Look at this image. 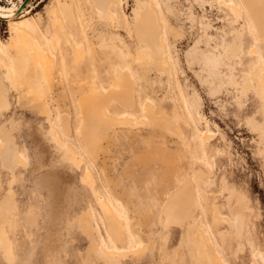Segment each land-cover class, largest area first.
<instances>
[{"label":"rangeland","instance_id":"rangeland-1","mask_svg":"<svg viewBox=\"0 0 264 264\" xmlns=\"http://www.w3.org/2000/svg\"><path fill=\"white\" fill-rule=\"evenodd\" d=\"M230 1L0 0L16 9L0 17V223L12 253L0 248V264H205L189 242L197 230L221 264H264V38L247 6L233 0L244 4L237 13ZM140 7L159 26L145 40ZM10 21L33 34L46 65L32 54L17 63ZM113 90L126 91L128 109L111 101L107 112L132 123L113 122L85 145L82 101Z\"/></svg>","mask_w":264,"mask_h":264},{"label":"bare ground","instance_id":"bare-ground-1","mask_svg":"<svg viewBox=\"0 0 264 264\" xmlns=\"http://www.w3.org/2000/svg\"><path fill=\"white\" fill-rule=\"evenodd\" d=\"M108 5H112L113 3H115V0H106ZM239 1L240 3H244L249 10V15L251 17V19L253 20L254 24H255V28H257L258 26V30L257 31H253L254 33V36L255 38L258 40V41H261L262 42V39L261 38H264V11L262 10V2L263 0H237ZM233 0L230 1V4L231 5V11H234V12H244V11H241L240 9L243 10V8L240 7V5L236 6V5H233ZM264 3V2H263ZM225 5H229V4H225ZM99 6V5H98ZM150 8L153 6V5H148ZM95 7H97V4L95 5ZM109 7V6H108ZM226 7V6H225ZM245 7V6H244ZM227 8V7H226ZM246 8V7H245ZM109 9V8H108ZM107 8H102V7H97V13L100 17H104L106 18L108 21L110 22H114L115 21V16L114 14L109 11ZM230 9V8H228ZM15 7H12L11 9H9L8 11L0 6V17L2 18H5V19H10L13 17V12L15 11ZM149 8L147 7H140L139 8V12L136 10V16H137V26L139 27L137 30H141L143 33V40L146 39V35H148L150 32H154L155 30H158V25H157V22H156V19H155V13L153 14V12H150L148 11ZM155 10V9H154ZM155 12V11H154ZM54 17V21H55V24L59 25V22H58V17L57 15L53 12L52 14ZM247 15V14H246ZM247 15V17L249 16ZM249 17V18H250ZM105 19V20H106ZM248 19V18H247ZM106 20V21H107ZM249 22V20H247ZM250 23V22H249ZM251 24V23H250ZM11 29H12V35L11 36V41L8 43V48H10L12 51H14L17 55V63H22V68H23V64H27L29 62V56L32 54L34 56L35 59H33L35 62H37L36 64H45L46 65V60L43 56V51L41 50V46L39 45V43L35 40L33 34L25 27V26H20L18 24H15V23H12L10 21L9 23ZM253 23L250 25L252 26ZM257 25V26H256ZM136 27V26H135ZM154 27V28H153ZM250 28V27H249ZM135 29V28H134ZM251 30V29H250ZM250 34L252 35V32H250ZM160 36L157 37V40L155 42V45H156V55L158 57V59L160 60V63L163 65V66H167L169 65V61H168V57H166L165 55V45L161 39V37L159 38ZM253 37V35H252ZM148 38V37H147ZM136 39V38H135ZM254 39V38H253ZM260 42V43H261ZM258 43V42H257ZM256 48V47H254ZM257 50V49H256ZM143 51V50H142ZM141 52H138V56L137 57H140L143 53ZM251 51V50H250ZM148 56L150 55H154V52L152 50H148ZM255 54V53H254ZM46 55V54H45ZM146 55V53H145ZM144 56V54H143ZM33 58V57H32ZM6 61V60H5ZM33 61V62H34ZM34 62V64H35ZM7 64V62H6ZM16 64V63H15ZM15 64L13 66H15ZM160 64V65H161ZM259 64V63H258ZM21 65V64H20ZM48 66V65H47ZM16 67L19 69L20 67L16 65ZM49 67V66H48ZM259 67H261V64L259 65ZM10 68V67H9ZM7 68V69H9ZM20 68V69H22ZM19 69V70H20ZM165 69H168V68H165ZM249 69V68H248ZM262 69V68H261ZM171 70V68H170ZM260 70V69H259ZM15 71V70H14ZM21 71H24V70H21ZM172 71V70H171ZM9 73L11 72L10 70L8 71ZM6 71V73H8ZM19 72V71H18ZM118 72V71H117ZM169 72V70H168ZM8 73V77L9 79L12 81V73L9 74ZM18 75V73H17ZM21 75V74H20ZM24 75V73H23ZM47 75V74H46ZM45 75V76H46ZM49 75V74H48ZM121 75V74H120ZM119 75V77H120ZM22 76V75H21ZM118 76V73L117 75H115V77ZM260 76V75H259ZM14 77V75H13ZM47 77V76H46ZM123 78V76H121ZM120 77V79H122ZM118 78V77H117ZM171 78V76H170ZM46 79H49L48 77ZM119 79V80H120ZM51 79H49V82H50ZM118 80V79H117ZM118 80V81H119ZM9 81V80H8ZM10 82V81H9ZM15 82V81H14ZM121 82V80L119 81V83ZM123 82V81H122ZM172 82V80H171ZM258 82V86L261 90V93L263 92V97H264V71L263 73H261V76L260 78L257 80ZM17 83V82H16ZM124 84V82H123ZM126 84V83H125ZM14 85V84H13ZM16 86V85H15ZM125 87V85H124ZM92 88H94V86H92ZM118 88V87H117ZM128 88V87H127ZM94 91V89H92ZM99 90V89H98ZM116 91V90H115ZM113 90L110 91L108 94H104L100 91L96 92L95 94H103L102 96H104V98H102L101 100L98 101V99L96 98L97 96H95V99H97V103L92 100V97L94 96H91V97H86L84 98V100L82 101L81 104H83L82 106V113L84 114L83 116V122L84 124H82L83 127V131L84 133H86L85 131H87V135L84 136V141L85 142V145H91L93 143H95L97 141V137L99 136V134L105 130L104 128L110 124H112L113 122H125V123H128V124H131L132 123V119L129 118V117H123L121 119H116V118H113L109 112H107V103L108 102H111V101H118L119 103V108L121 109H125L127 110L128 108L127 107H122L121 105H128L129 104V101H128V96H127V93L126 91H123V92H115ZM179 107V106H178ZM47 115H48V112L46 111ZM181 114V113H180ZM183 114V113H182ZM183 118V117H182ZM48 122L50 123L51 127L50 129H54V124L53 122L51 121V119L49 118L48 116ZM184 120V119H183ZM47 122V123H48ZM182 122V120H181ZM186 126H188V122L187 120L184 121ZM50 127V126H49ZM177 127V126H176ZM174 128V127H173ZM190 128V127H189ZM81 130V129H80ZM174 130V129H173ZM191 130V129H190ZM52 132V130H51ZM54 132H57L54 130ZM53 132V133H54ZM83 133V134H84ZM54 135V134H53ZM58 135V133H56V136ZM55 136V135H54ZM60 137V136H59ZM209 134L207 135V132H204V134L202 135V138L204 140L206 139H209ZM211 139V138H210ZM83 140V138H82ZM61 141V140H60ZM59 141V143L61 144V142ZM186 142V141H185ZM64 144V143H62ZM61 144V145H62ZM64 146V145H63ZM67 147L65 148L66 149V156L67 158H69L72 162L77 163V158H76V154L78 153L74 148H72L69 144L66 145ZM1 151L4 153L3 155H7V152H6V149L5 147H1ZM15 155V159L17 158ZM78 157V156H77ZM16 160H14L15 162ZM81 164V163H80ZM88 177L85 178V181L88 182L89 180V184L92 185L93 182L90 180V176L87 175ZM206 180V179H205ZM191 185V184H190ZM185 189V188H184ZM183 189V190H184ZM93 191V190H92ZM175 191V190H174ZM173 191V192H174ZM97 192V191H96ZM96 192H93L94 194ZM171 192L168 197L170 198V195H172ZM96 196V194H95ZM178 196L179 195H175L173 197H175V200L173 202H176L178 199ZM100 198V197H99ZM168 201V200H167ZM166 201V202H167ZM180 201V200H179ZM98 202V201H97ZM108 202V201H107ZM105 200H100L99 199V202H98V206L102 209V211H104L106 214L107 213H112L108 203H107ZM191 204V203H190ZM196 205V204H195ZM1 208H5V204H1L0 205V209ZM103 212V214H104ZM114 212V211H113ZM114 214V213H113ZM105 215V214H104ZM111 215V214H110ZM212 215H213V220L214 221H218V220H222L221 216L219 215V212H218V208L216 206H212ZM111 217V216H110ZM116 217V216H115ZM112 218V217H111ZM117 218V217H116ZM111 220V219H110ZM109 220V221H110ZM113 220V219H112ZM226 220V219H224ZM115 220H113L114 222ZM169 222H171L170 220H168ZM111 222V221H110ZM109 222V223H110ZM112 222V224H113ZM4 221L1 222L0 224V248L2 249L3 253L5 254L6 257H11L12 256V253H11V243L8 239V236L6 235L5 231H4ZM111 224V227L113 230L112 233L109 232V235H113L115 237V240H119L121 242H123L122 238L120 239V229L119 228H115L112 226ZM238 223L235 221V225H237ZM122 225V224H121ZM196 229V227H195ZM197 230V229H196ZM195 230H193V233H194ZM191 232V231H190ZM205 231L204 230H197L195 231L196 235L195 236H192L189 238V242L191 243V248L192 250H197V258L199 259V261H202L203 263H212V264H221L218 260V258L215 256V252H213V250L211 249V247L209 246V238L205 235L204 233ZM190 236H191V233H189ZM123 236V235H122ZM121 236V237H122ZM111 238V237H110ZM112 239V238H111ZM124 239V238H123ZM115 242V241H114ZM118 243V244H121ZM212 246V245H211ZM195 248V249H193ZM100 249V248H99ZM103 250H105L104 248H102ZM101 251V250H99ZM112 251V250H111ZM110 251V252H111ZM143 251V250H142ZM102 252V251H101ZM113 252V251H112ZM119 253V252H118ZM103 254V252H102ZM107 256L110 254L112 255L111 253H105ZM104 254V255H105ZM135 254V253H133ZM217 255V254H216ZM106 256V257H107ZM111 257V256H110ZM118 257V255L116 256ZM114 256V258H116ZM224 264V263H223Z\"/></svg>","mask_w":264,"mask_h":264}]
</instances>
